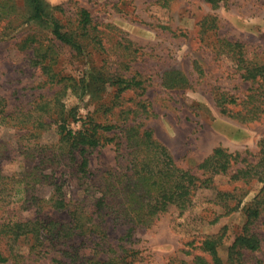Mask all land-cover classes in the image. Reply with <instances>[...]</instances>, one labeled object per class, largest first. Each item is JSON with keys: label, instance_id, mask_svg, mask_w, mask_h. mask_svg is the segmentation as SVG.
Instances as JSON below:
<instances>
[{"label": "rangeland", "instance_id": "374dc122", "mask_svg": "<svg viewBox=\"0 0 264 264\" xmlns=\"http://www.w3.org/2000/svg\"><path fill=\"white\" fill-rule=\"evenodd\" d=\"M42 3L46 22L57 18L73 36L82 9L102 34L97 36L100 43L82 42L77 51L56 41L48 23L32 17L28 0H0V224L8 217L32 219L35 210L28 199L35 192L45 201L46 216L69 221L68 211L51 207L58 197L54 186L44 181L46 185L29 188L30 174H39L37 166L44 169L42 181L53 169L52 180L60 187L59 197L67 210L82 201L92 211L95 191L83 192L76 162L61 154L64 146L57 134L63 126L80 128L90 117L99 124L115 125L108 137L116 134L115 142L122 144L120 132L128 126L151 130L176 166L198 177V165L213 149L241 154L246 161L232 166L228 175L215 177L214 183L218 190L237 192L240 207L261 202L260 215L250 226L262 238L260 249L245 252L240 264H264V78L246 80L235 62L214 51L218 41L237 42L248 62L264 66V0H223L216 5L203 0ZM58 6L61 12L54 9ZM38 45L52 46L56 62L47 57L44 64L51 68L53 80L42 66L31 63ZM118 78L139 85L121 91ZM65 81L73 92L63 91ZM57 96H61L60 106L51 114L36 111ZM222 97L227 100L226 113L220 105ZM236 114L254 119L243 122ZM113 144L87 154L89 170L97 178L104 170L121 171L124 165ZM52 151L57 157L48 162ZM249 164L260 165L257 175L234 182L231 175ZM211 195L207 193L205 199ZM221 214L219 207L203 201L183 213L171 207L153 225L134 227L131 234L129 226L109 223L107 241L137 251L134 264H194L198 256L211 264L199 246L225 228L217 251L227 262L228 249L242 232L245 216L241 210ZM216 217L218 221L211 224ZM28 241L21 240L14 248L23 256L19 264H52L51 255L30 256ZM0 250L8 255L2 243Z\"/></svg>", "mask_w": 264, "mask_h": 264}, {"label": "trees", "instance_id": "16d2710c", "mask_svg": "<svg viewBox=\"0 0 264 264\" xmlns=\"http://www.w3.org/2000/svg\"><path fill=\"white\" fill-rule=\"evenodd\" d=\"M28 1L32 17L45 24L48 23L53 38L59 43L77 51L81 50L82 42L100 43L97 36L102 33L93 25L87 10L79 11L80 19L73 36L63 29V25L57 18L46 22L42 0ZM203 1L216 5L223 0ZM54 9L58 12L62 11L60 6ZM33 42L34 40L28 42L26 46ZM214 51L217 56H225L235 62L243 71V77L246 80L254 81L258 77L264 78V66L252 65L248 62L244 58L241 44L221 40L214 45ZM35 52L31 63L35 66H42L46 75L53 80L55 76L51 75V68L44 64L47 57L50 62H56L52 46L48 45L43 48L38 45ZM116 81L119 85H123L121 91L132 85H139L135 82L128 83L120 78ZM67 82L65 81L64 92L72 87L67 85ZM71 89L73 92V88ZM60 97L57 96L45 102L36 111L51 114L55 108L60 106ZM220 101H222V104L220 103L222 112L226 113L228 110L224 107L227 100L222 97ZM234 117L243 122L254 119L240 114ZM141 127V125H132L121 131V139L125 140L123 144L120 140L115 142L116 134L112 138L108 137L109 133H114L116 130L115 125L99 124L90 117H87L81 127L76 130L65 126L60 132L58 129V141L61 146H64L61 154L76 162L75 170L79 175L78 182L83 192L95 191L96 197L92 211L88 212L87 208L82 205V201L67 210L66 203L59 197L60 187L54 185L52 180L53 169L43 178L46 180L42 181L44 169L37 166L39 174L37 172L30 174L29 188L33 189L37 185H46V183L54 186L58 197L51 207L68 211L69 221L62 222L46 216L42 205L45 201L35 192L28 199L30 207L35 210V216L32 219L16 221L8 217L7 221L0 224V243L6 246L8 252V255L4 256L0 250V262L11 260L12 263L19 264L23 256L16 254L14 248L19 241L29 240L28 254L37 259L51 255L52 264H114L115 262L134 264L137 251L120 245L112 246L107 241L109 223L129 226L128 232L131 234L134 227L148 228L153 225L171 207L183 213L193 208L194 203H202V201L219 207L224 213L219 217L240 210L245 216L242 232L234 238L228 249L227 262L219 257L217 251L226 235L225 228L220 234L206 237L201 242L199 247L210 257L211 264H240L245 252H257L260 249L262 238L251 231L250 226L260 215L261 202L256 200L248 206L240 207L242 200L237 192L218 190L214 183L215 177L228 175L232 166L245 162V158L239 153H229L217 147L198 165L197 169L201 171V177H198L177 167L166 147L153 138L151 130H140ZM113 142L117 157L122 159L124 165L121 171L104 170L102 172L104 175L97 178L89 170L87 154L90 150ZM55 157L57 156L54 153L51 157L47 156L48 162H53ZM39 164H43V161ZM259 166V164H249L245 168L237 169L231 175V179L234 182L252 179L257 175L256 170ZM5 185L2 183V186ZM207 193L212 194L208 200L204 196ZM217 221L218 217L210 223L215 224ZM194 264L208 263L198 256L194 258Z\"/></svg>", "mask_w": 264, "mask_h": 264}]
</instances>
